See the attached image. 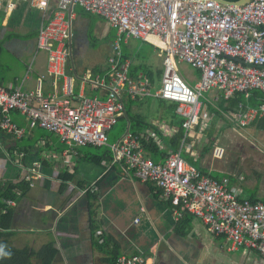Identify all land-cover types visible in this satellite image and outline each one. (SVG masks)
<instances>
[{"label":"crops","instance_id":"1","mask_svg":"<svg viewBox=\"0 0 264 264\" xmlns=\"http://www.w3.org/2000/svg\"><path fill=\"white\" fill-rule=\"evenodd\" d=\"M50 6L56 7L55 2ZM71 9L72 72L79 75L88 66L104 72L117 29L104 17L85 12L79 5ZM40 23L41 11L32 8L28 0H20L15 9L0 10L3 85L15 84L31 61L26 87L32 88L36 78L45 72L46 53L32 58ZM121 51L130 65H145L147 71H152L154 82L161 80L164 64L157 46L130 36L121 40ZM87 59L93 64L85 65ZM194 71L186 79L191 84L199 78V71ZM140 73L147 76L141 69L130 74ZM46 88L51 89L49 79ZM97 93L104 95L87 86L86 94ZM201 98L198 124L189 130L184 143V129L176 141L182 124L172 101L159 98L164 101L156 105L150 99L157 97L135 100L125 96V115L119 120L124 119L125 132L131 133L136 129L131 127L127 111L143 121L140 133L149 135L144 150L150 142L158 147L157 152L145 154L155 162L180 151L188 163L225 181L240 199L264 201L263 119L238 128L229 118L235 108L223 105L220 90L208 89ZM14 119L27 126L26 118L15 114ZM119 137L109 134L110 144ZM217 145L225 148L222 158L212 154ZM67 149L68 145L56 134L43 128L28 130L22 138L0 130V188L26 174L31 180L28 191L10 205L14 220L2 231L12 234L11 245L29 248L32 264H113L116 256L123 253L141 254L145 264H264V257L256 250L231 248L226 236L210 232L198 217L185 213L176 219L171 204L160 197L155 184L139 180L124 163L115 160L110 145H87L66 152ZM94 155L99 156L98 161L92 159ZM65 172L72 173L73 178L65 181ZM48 245H52L50 250Z\"/></svg>","mask_w":264,"mask_h":264},{"label":"built area","instance_id":"2","mask_svg":"<svg viewBox=\"0 0 264 264\" xmlns=\"http://www.w3.org/2000/svg\"><path fill=\"white\" fill-rule=\"evenodd\" d=\"M53 1L56 7L50 11ZM18 2L0 0V10L15 9ZM28 4L42 13L33 58L43 50L46 70L32 88L25 86L32 61L15 84L0 83V130L22 138L36 127L46 129L68 145L66 152L87 145H110L115 160L139 180L153 182L161 190L160 197L171 204L176 219L190 213L213 234L226 236L231 248L248 247L264 257V201L240 199L225 181L188 163L180 151L155 162L145 154L148 134L127 131L113 144L108 135L125 115V96L176 102V112L183 117L184 143L189 130L198 124L204 91L218 89L226 99L237 93L249 99L253 90L264 95V0L243 5L217 0H28ZM74 5L104 17L117 29L104 72L92 68L79 75L72 72ZM130 36L160 49L164 70L159 88L143 73L132 76L129 60H121V40ZM181 63L199 71L196 83L179 73ZM87 86L104 95L88 96ZM15 114L26 118V127L14 119ZM230 114L236 127L245 128L264 119V100L257 105L239 101ZM212 154L222 158L225 148L217 145ZM5 201L15 204L13 199ZM113 264L145 261L141 254L123 253Z\"/></svg>","mask_w":264,"mask_h":264},{"label":"trees","instance_id":"3","mask_svg":"<svg viewBox=\"0 0 264 264\" xmlns=\"http://www.w3.org/2000/svg\"><path fill=\"white\" fill-rule=\"evenodd\" d=\"M230 1H237V0H230ZM53 2H55V1H53ZM55 6H56V3H55ZM49 9L51 11V10H54L55 7L54 8L50 7ZM120 57H121L122 61L127 60L123 56L122 53H121ZM95 68L98 69V67H95ZM139 69L143 70L147 74V76L152 80L154 87L156 88V85L158 84V82H160V80L157 82H154V80H153L154 78L152 77L153 75H152V71L150 70V68H149V71H147V68L145 67V65L140 66V68L139 67L137 68L135 65H130V73L131 74L137 73ZM161 72L162 71H159V74H161ZM251 92H252V94H251V97L249 99L246 98L242 93H237L229 99L223 98L222 103H223V105L228 106L229 108H236L239 101H244V102H248L252 105H257L262 100H264V95L261 91L253 90ZM162 101H164V100H162ZM172 103H173V106H172L173 109L176 110L177 103L174 101H172ZM226 110H228V109H226ZM218 112H220V111H218ZM127 113L129 115L128 120H130V122H131V127H134L136 129V130H133L132 133L133 134L140 133V131L144 127L142 125L143 121L139 120L137 115L135 117L133 115H131L130 111H127ZM179 116H180L181 122H182L183 117L181 115H179ZM262 121H264V119ZM109 133H110V131L108 132V135H109ZM182 134H183V128L181 125V129L178 132V134L176 135V141ZM173 142H174V140H172V143ZM89 146H92V145H89ZM145 148H146L145 153L147 155L153 154V153L157 152V150H158L157 145L153 142L146 144ZM98 157L99 156L94 155V157L92 159L95 161H98L99 160ZM28 175L29 174L24 175L21 179H19L17 181L8 182L5 185H3V187L0 188V218H1V224H2V225L1 224L0 225L2 228L3 227L8 228L10 226V223H12L14 220V217L12 216L14 211H13L12 207L6 203L5 200L13 199L15 201V200H17V198L21 194H24L28 191V189L31 187V180L28 179ZM208 175H210V174H208ZM210 176H212V175H210ZM72 178H73L72 173L65 172L63 175V179L65 181L71 180ZM215 178H217V177H215ZM160 192H161V190H160ZM252 201H257V200H252ZM3 210H5V211H3ZM4 220L8 224L5 225ZM11 235L12 234L10 232L2 231V230L0 231V264H32V262L28 259L29 248L27 246L17 248L15 246L11 245V242H10ZM48 247L50 250L52 248V245H48ZM43 264H47V262L44 261Z\"/></svg>","mask_w":264,"mask_h":264},{"label":"rangeland","instance_id":"4","mask_svg":"<svg viewBox=\"0 0 264 264\" xmlns=\"http://www.w3.org/2000/svg\"><path fill=\"white\" fill-rule=\"evenodd\" d=\"M36 37H37V35H36ZM36 47V46H35ZM44 51L42 50V51H40L39 53H38V58H41L42 56H43V53ZM34 54H35V50H34V53H33V56H34ZM33 58V57H32ZM84 64L85 65H91V64H93V63H91L88 59L87 60H85L84 61ZM89 68H91L90 66H88ZM178 69H179V73L185 78V79H188L189 77V72H195L194 71V68L191 66V65H189V64H187V63H181V64H179L178 65ZM161 86V82L160 83H158L157 85H156V88H159ZM88 96H90L89 94H87ZM202 99V98H201ZM151 101H153L154 102V104H156V105H160V104H162L163 102L161 101V100H159V98H157V99H150ZM147 101H149V100H146V102ZM203 101V100H202ZM124 124H125V121H124V119H121V120H119L118 122H117V124H115L114 125V127L112 128V130L110 131V136L112 137V138H115V137H118V136H122L124 133H125V129L123 128L124 127ZM119 137V138H120ZM118 141V140H117ZM116 141V142H117ZM94 149H96L95 147H93Z\"/></svg>","mask_w":264,"mask_h":264},{"label":"water","instance_id":"5","mask_svg":"<svg viewBox=\"0 0 264 264\" xmlns=\"http://www.w3.org/2000/svg\"><path fill=\"white\" fill-rule=\"evenodd\" d=\"M217 1H219V2H221V3H224V4H232V3H234V4H237V5H243V4H245V3H247L248 1H250V0H237V1H230V0H217ZM247 63V62H246ZM248 65H251L250 63H247Z\"/></svg>","mask_w":264,"mask_h":264},{"label":"clouds","instance_id":"6","mask_svg":"<svg viewBox=\"0 0 264 264\" xmlns=\"http://www.w3.org/2000/svg\"><path fill=\"white\" fill-rule=\"evenodd\" d=\"M53 3V2H52ZM41 16H42V13H41ZM37 128V127H36ZM248 199V198H247Z\"/></svg>","mask_w":264,"mask_h":264}]
</instances>
